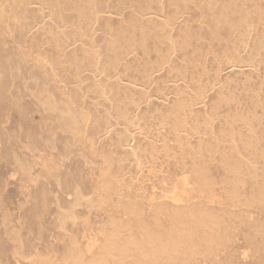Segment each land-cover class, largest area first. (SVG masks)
<instances>
[{
	"label": "rangeland",
	"instance_id": "374dc122",
	"mask_svg": "<svg viewBox=\"0 0 264 264\" xmlns=\"http://www.w3.org/2000/svg\"><path fill=\"white\" fill-rule=\"evenodd\" d=\"M0 1V264L89 262L116 206L191 202L212 220L164 264H264V0Z\"/></svg>",
	"mask_w": 264,
	"mask_h": 264
},
{
	"label": "bare ground",
	"instance_id": "6f19581e",
	"mask_svg": "<svg viewBox=\"0 0 264 264\" xmlns=\"http://www.w3.org/2000/svg\"><path fill=\"white\" fill-rule=\"evenodd\" d=\"M13 14H14V12H13ZM15 19H17V18H15ZM14 21L16 22V20H14ZM18 22H16V23H18ZM43 107L46 111H52V106L48 102L45 103L43 105ZM80 117H82V116H80ZM68 118H70V116H68ZM68 118H66V119L68 120ZM77 123H78V121H77ZM84 123H85V121H84ZM75 126H77V125H75ZM74 132H75V130H74ZM79 141H81V140H79ZM192 166L194 167L193 164H192ZM192 170H193V168H192ZM197 170L198 169L196 168V171L194 172V176L197 179L198 186L205 187L207 185L205 179H207V178H205L203 176V173H201L200 171H197ZM190 172H192V171H190ZM106 173L107 172L104 169V167H101L100 170L98 171V174H100V180L98 181L99 188H97V190L99 189V192L104 193L105 195L102 198V200H99V201H101L100 203H99V201L98 202L96 201L98 203V204L95 203L97 207H101L108 200V198H110V195L112 192L117 193L118 194L117 196L119 198L121 197L122 190L120 189V187L117 184L118 180H117L116 175H114L112 173L107 175ZM194 176L192 175V177H194ZM114 181H115V183H114ZM208 183H209V181H208ZM98 186H96V187H98ZM197 189H199V188H197ZM97 194L100 195V193H97ZM228 194H229V192H228ZM228 194L226 193V195H228ZM190 195H193V193ZM100 197H102V194L100 195ZM188 197H185V198H188ZM211 197H213V196H211ZM98 199H99V197H98ZM189 200L190 199H188V201ZM84 201L89 203V204H92L91 200L85 199ZM198 201H200V200H198ZM207 201H209V200H207ZM75 202L78 203V200ZM190 202H191V200H190ZM195 205L196 204L191 202V204H188V206L184 209H180L178 207H170L167 216H163V211H164L163 205L161 203H158L155 206H153V209L151 210L150 215H147V217H146V215L144 216V213L142 210L136 209L135 207L132 206V204L131 205L127 204L126 206H116L114 209L122 210V213L124 216H127L130 219L131 218L133 219L132 220L133 224H128L127 222H126L127 224L126 223L116 224L115 220H114V216L111 215L108 219V225H107L108 231H106V233L104 235L103 243L97 247L96 256L93 257L91 261L84 262L82 260L81 256L70 253V255L65 257V262H66V264L67 263L68 264H120L124 261H126V264H132V263L133 264L170 263L172 259L177 258L180 255V253L182 252V250L185 246L190 245L191 241L189 240V237H188V226L194 225V226H196L197 229H199L198 226L200 227L203 224H205V222H207V221L210 222L212 220L211 216H209V215L201 214V215L195 216L191 210L192 207H195ZM196 214H198V213L196 212ZM164 218H165V220L167 219V221H168V225H167L168 227H166L162 230H156V226H158V223L161 220H163ZM65 219L69 222H74V220H75L74 213H72V212L68 213ZM59 225H61V224H59ZM130 227H133L135 230H137V232L139 233V235H137V237L134 234L129 232ZM123 232L124 233L127 232L128 235L121 238V235ZM197 239H198V236H197ZM76 246H79V245H76ZM69 252H71V251H69Z\"/></svg>",
	"mask_w": 264,
	"mask_h": 264
}]
</instances>
